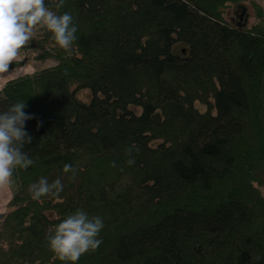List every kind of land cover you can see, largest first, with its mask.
Masks as SVG:
<instances>
[{"label": "trees", "instance_id": "trees-1", "mask_svg": "<svg viewBox=\"0 0 264 264\" xmlns=\"http://www.w3.org/2000/svg\"><path fill=\"white\" fill-rule=\"evenodd\" d=\"M247 1L45 0L77 39L64 50L37 29L20 55L56 65L0 91V110L34 114L35 161L11 178L0 264H65L46 234L77 208L104 227L75 264H264V10L224 17ZM41 177L63 190L32 199Z\"/></svg>", "mask_w": 264, "mask_h": 264}, {"label": "clouds", "instance_id": "clouds-1", "mask_svg": "<svg viewBox=\"0 0 264 264\" xmlns=\"http://www.w3.org/2000/svg\"><path fill=\"white\" fill-rule=\"evenodd\" d=\"M63 0H60V4ZM59 6V5H58ZM70 12L57 14L50 10L45 0H0V73L9 72V66L20 55V50L34 39L37 29L51 33L52 40L60 48L70 50L77 39V26ZM24 100H17L0 110V184L11 181L17 169H27L35 163L24 147L33 137L26 130V121L34 114L25 111ZM38 121L37 126L40 125ZM131 150H129L130 152ZM134 163L133 159L127 161ZM70 178L76 168L70 164L63 167ZM59 177L51 183L41 177L29 186L32 199L40 200L49 193L56 195L63 190ZM104 227L103 218L89 215L81 208L62 219L54 230L46 234L47 246L65 264H75L81 255L94 251L102 241L98 238Z\"/></svg>", "mask_w": 264, "mask_h": 264}, {"label": "rangeland", "instance_id": "rangeland-1", "mask_svg": "<svg viewBox=\"0 0 264 264\" xmlns=\"http://www.w3.org/2000/svg\"><path fill=\"white\" fill-rule=\"evenodd\" d=\"M251 1L255 2V4H258L259 2V0H248L247 2H244L245 4L242 8H236L235 5H229L228 7H226L224 10L225 19L231 25L240 28L254 24L256 22V9L253 2ZM56 63L57 62L52 59L45 62L26 60L22 55H19L17 59L10 64L9 72L0 73V91L7 82L25 75H35L43 69L55 66ZM78 99L83 103H89L91 101L90 91H80L78 93ZM196 107L201 112L206 111V107L201 104H196ZM15 188V184L12 181L0 184V214L6 213L9 210L8 204L13 198Z\"/></svg>", "mask_w": 264, "mask_h": 264}, {"label": "crops", "instance_id": "crops-1", "mask_svg": "<svg viewBox=\"0 0 264 264\" xmlns=\"http://www.w3.org/2000/svg\"><path fill=\"white\" fill-rule=\"evenodd\" d=\"M258 4L263 8L264 10V0H259Z\"/></svg>", "mask_w": 264, "mask_h": 264}, {"label": "flooded vegetation", "instance_id": "flooded-vegetation-1", "mask_svg": "<svg viewBox=\"0 0 264 264\" xmlns=\"http://www.w3.org/2000/svg\"><path fill=\"white\" fill-rule=\"evenodd\" d=\"M241 19H242V16H241Z\"/></svg>", "mask_w": 264, "mask_h": 264}]
</instances>
